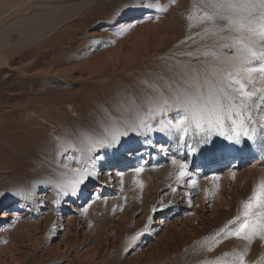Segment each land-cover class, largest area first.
I'll use <instances>...</instances> for the list:
<instances>
[{
	"label": "rangeland",
	"instance_id": "rangeland-1",
	"mask_svg": "<svg viewBox=\"0 0 264 264\" xmlns=\"http://www.w3.org/2000/svg\"><path fill=\"white\" fill-rule=\"evenodd\" d=\"M200 2L0 0V264H264V240L233 235L261 211L260 94L243 109L254 142L241 133L233 145L230 120L224 136L190 127L184 142L161 130L178 117L157 108L158 93L190 87L176 67L204 73L216 46L188 19ZM43 110L42 125L30 121ZM66 142L75 156L64 157ZM173 160L187 165L180 180ZM82 166L97 175L65 195L58 185Z\"/></svg>",
	"mask_w": 264,
	"mask_h": 264
},
{
	"label": "snow or ice",
	"instance_id": "snow-or-ice-1",
	"mask_svg": "<svg viewBox=\"0 0 264 264\" xmlns=\"http://www.w3.org/2000/svg\"><path fill=\"white\" fill-rule=\"evenodd\" d=\"M193 8L199 14L194 17L190 13L188 19L191 21L195 18L199 23L207 25L203 30L204 34L217 38L214 40L216 46L203 53L205 60L200 63L205 66L204 73L199 72L191 63L176 67L175 70L182 76L186 74L191 78L190 87L172 95L158 93L157 108L163 112L176 110L178 117L174 122L168 120L165 123L162 120L161 130L176 129L180 132V140L184 142L190 127H194L197 134L211 133L215 129L219 135L224 136L226 121L230 120L231 136L227 138L232 140L233 145L241 143V133L246 140L254 142L257 138L255 126L257 122L250 113L245 118L243 109L250 108L255 103L254 98L258 93L260 99L264 100V0H201L200 4H194ZM189 27L192 25L190 24ZM225 33L228 35L225 36ZM224 40L230 42H218ZM223 49H228L232 54H226ZM185 55L192 57L191 52ZM254 61L261 63L258 67L252 66ZM209 75L212 77L211 83H209ZM201 80L203 83L200 82ZM258 83L260 87H256ZM236 116L240 117L239 123L235 119ZM141 125L148 127L143 121L137 127ZM259 128L264 129V116L260 117ZM118 135L123 133L114 134L111 138L113 143L116 142ZM261 138H264V133L261 134ZM106 139L95 141L96 146H105ZM89 151H92L91 147ZM172 164L180 169L177 180L187 175L186 164L176 160H173ZM73 171L76 177L72 181L58 185L65 195L69 191L75 194L79 185L89 177L97 175L94 170L86 166ZM134 171L140 173L143 168H136ZM118 175L122 176L123 173ZM213 179L218 180L219 177L214 176ZM189 184L192 188L197 186L195 180H191ZM253 196L255 206L261 211L255 213V219L244 220L233 233L249 242L254 236L264 240V181L256 186ZM245 208L247 210L243 215L253 216L251 211L253 204L249 202ZM228 223L233 224L234 221ZM135 238L133 237V240ZM240 264H244L242 256Z\"/></svg>",
	"mask_w": 264,
	"mask_h": 264
},
{
	"label": "bare ground",
	"instance_id": "bare-ground-1",
	"mask_svg": "<svg viewBox=\"0 0 264 264\" xmlns=\"http://www.w3.org/2000/svg\"><path fill=\"white\" fill-rule=\"evenodd\" d=\"M69 109H71V108H69ZM71 111H72V113H74L73 109H71ZM30 114L34 115L35 118H32V116ZM30 114L28 115V117H30V121L35 122L37 125H42V121H46L47 116L49 115V112L45 111V110H43V111H33ZM61 152L65 153V156H64L65 158L68 157L67 156L68 153H69V155L71 157L75 156V154L73 152V145L70 142H66L65 144H63V146L61 148ZM79 161H80V158L77 157V158L74 159V163L73 164L78 165Z\"/></svg>",
	"mask_w": 264,
	"mask_h": 264
}]
</instances>
